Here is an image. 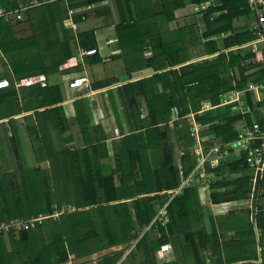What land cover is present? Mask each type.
<instances>
[{
    "label": "trees",
    "instance_id": "16d2710c",
    "mask_svg": "<svg viewBox=\"0 0 264 264\" xmlns=\"http://www.w3.org/2000/svg\"><path fill=\"white\" fill-rule=\"evenodd\" d=\"M97 1L99 0H68L66 4L64 0H50L36 7H44L52 15H56L51 22L58 29V24H64L69 18L71 10L76 9L77 12L78 7L89 8L73 15L75 20L81 19L89 10L97 11ZM192 1L199 3L200 0ZM221 1L226 12L215 15L206 11L205 38L224 37L226 32L233 30V19L248 12L247 0ZM0 3L3 5L2 0ZM35 8L31 6L25 12ZM118 12L120 18L116 28L120 40V31L139 21L125 16L122 0H119ZM148 38L150 37L146 35L137 36V44L141 49ZM77 39L84 48H96L93 29L79 33ZM157 40L161 43L160 36L152 37V41ZM208 43L213 44L210 49L212 53L220 49L217 47L218 41ZM224 44L232 45L226 38ZM60 46L65 53L62 63L72 53L65 50L69 49V42L60 43ZM160 54V51L155 52L154 56L159 58ZM234 54L233 68L237 66L240 73V80L236 84L229 81L224 70L213 67L211 60L206 59L118 86L117 91L132 132L122 139L128 147L117 153L115 170L105 173L98 165L96 160L108 156V150H100L98 143H94L88 147L73 149L64 146L36 148L43 160L50 159V167L20 163L15 169L0 174V223L12 218L30 219L40 214L50 215L48 226L37 221L25 231L26 236L23 231L19 232L18 238L12 230L5 234L0 232V264L72 263V260L119 245H123L124 249L111 251L87 264H149L152 263L151 256L160 250V246L171 241L177 247L176 252L193 254L198 264H205L202 258L205 253L219 255L211 264H264L263 190L258 195L257 214L254 218L251 217L248 205L247 208L230 209L225 214L211 215L208 226L204 223V205L200 199L198 183L183 188L172 198L170 193H161L177 188L182 180L180 170L187 177L198 163L195 151L198 143L192 123L195 120L200 127L201 139H222L219 149L213 153L220 156L218 164L213 165L210 160L205 162V171L211 174L208 183L210 201L220 205L250 199L256 167L250 164L248 157L252 149L261 146L263 139H252L238 150L232 148L240 138L236 124L244 119L254 128V123L249 113H242L234 108L236 102L224 104L223 96L230 90L242 89L249 81H263L264 65L256 64L260 76L252 78L255 74H249L250 67L243 61L255 57V54L250 51L243 56L239 51ZM224 56V53L218 54L213 63L220 64L221 61L218 60ZM185 60L186 58H180L172 61L177 63ZM174 75H177L176 78L170 80L169 77ZM163 77L166 80L162 83ZM106 85L102 81L92 86L99 88ZM40 88L45 91L53 90L47 86ZM56 91L58 99H49L46 104L60 100L59 88ZM140 98L147 102V115H142ZM204 104L208 106L204 107ZM56 110L63 113L59 106L41 114ZM38 114L40 115L39 112ZM56 119L51 123L59 136V127L63 125L64 119ZM77 119L80 120V113ZM40 124L42 133L35 130L34 136L47 143L48 125ZM81 124L83 127L86 125L84 121ZM144 127H147L146 131L143 130ZM258 127L264 131L262 119L260 122L258 120ZM172 132L182 152L179 163L175 147L169 145ZM159 140H164L165 149L157 145ZM149 147L153 148L156 160L152 166L147 159ZM203 150L210 151L211 147ZM66 167L70 170L71 177L65 174ZM49 171H53L51 176ZM66 179L70 181L69 185ZM261 182L263 188L264 175ZM166 202L168 219L164 224L157 216ZM63 205L71 210L62 211ZM55 212L61 213L53 216ZM255 226L259 232V245ZM155 230H158V236ZM141 232L143 234L140 236ZM5 235L8 236L11 250H7ZM131 240L137 241L124 256ZM260 258L261 262H258Z\"/></svg>",
    "mask_w": 264,
    "mask_h": 264
},
{
    "label": "crops",
    "instance_id": "0c3cea01",
    "mask_svg": "<svg viewBox=\"0 0 264 264\" xmlns=\"http://www.w3.org/2000/svg\"><path fill=\"white\" fill-rule=\"evenodd\" d=\"M49 1L2 0L3 5L0 3V8H19L20 6L23 8L21 19L7 20L0 17V79H7L10 83L8 87L0 89V169H3L0 172L11 171L20 163L29 166L41 165L43 168L50 167V159L43 160L35 150L36 148L64 146L73 149L88 147L94 143H98L100 150H108V156L99 157V160L96 161L99 162L98 165L103 168L105 173L111 172L117 168V153L128 147V144L123 143L122 139L132 132V127H129L125 117L120 94L117 91L118 86L171 69H180L186 64H197L206 59L211 60L214 64L213 67L220 68L221 71L224 70L229 81L236 84L240 80V73L237 66L233 68L232 61L235 51H239L241 56L249 51L255 54V57L243 61L250 67L249 74H255L252 78L257 79L260 76L256 64L264 65L261 61L262 52H254L253 50L256 19L251 10L253 17H248V12L236 16L232 21L233 30L226 32L224 37H204L205 14L210 11L218 15L227 11L222 6L221 0H200L199 3H194L192 0H122L125 5V16L139 22L128 29H122L120 40L116 28L120 18L119 0H99L96 2L99 6L97 11L89 10L86 15H83L81 19L78 18V20H75L73 15L89 8L78 7L77 12L76 9L71 10L69 18L65 20L64 24H58V29L51 22L56 15H52L50 10L44 7H36ZM64 1L68 4V0ZM31 6L36 8L25 12V9ZM91 29L95 31L96 52L86 54L84 51L88 49L80 46L77 36L79 33ZM138 35L150 37L145 40L147 44L143 43L142 49L137 44ZM157 36L161 37V43L158 40L157 42L152 41V37ZM225 38L232 45L226 46L224 44ZM211 41H218L217 47L220 49L215 53L210 51L213 44L208 42ZM68 42L69 49L65 50H70L72 54L61 63L65 53L62 51L60 43ZM159 51L161 54L158 58L154 54ZM220 53H224L225 56L218 60L221 61L220 64L215 65L213 62ZM180 58H186V60L177 63L172 61ZM39 75L46 77L45 85L40 83L23 85L21 82L25 78ZM78 75H86L90 79V90L69 87V81ZM176 76L169 77V79L173 80ZM165 80L166 78L163 77L162 83ZM102 81L107 85L93 88L94 83H102ZM40 86L51 87L53 90H41ZM57 88H59L60 100L46 104L45 102L49 99H58ZM223 97L224 104L236 102L234 108L252 116L254 128H251L243 119L236 124L239 133L246 129L260 128L258 127V120L259 122L261 119L264 121V80L261 82L249 81L242 89L230 90ZM140 100L142 101L140 104V109L143 111L142 115H147V102L142 98ZM59 106L62 107L63 113L56 110L41 114L45 110ZM207 106L208 104H204V107ZM38 112L40 115H37ZM78 113H80V120L77 119ZM62 114H64L63 117ZM58 117L61 120L64 119L63 125L59 127L61 128V135L59 136L51 123L56 121ZM86 117L90 119L88 120ZM83 121L86 124L84 127L81 124ZM192 123H194L193 131L196 133L198 143L195 148L198 162L199 159L205 157V161L210 160L213 165H217L220 156L214 154L219 149V144L222 143L217 142L221 137L214 141L209 140V138L201 139L198 123L195 120ZM39 124L48 125L47 143L34 136L35 130L41 132ZM146 128L144 127L143 130L146 131ZM136 129L138 128L136 127ZM11 136L14 137L18 149V158L14 153ZM154 142H152L153 145ZM204 142L211 143V145L204 146ZM157 145L165 149L164 140H159ZM169 145L175 147L176 159L179 163L182 152L174 132L171 133ZM205 147H211V150L204 152L203 148ZM240 147L242 146L232 145L234 150H238ZM154 158L153 148L149 147L147 159L151 166L153 162H156ZM51 173L53 171H49L50 176ZM65 174L71 177L67 167ZM180 175L182 180L177 188L161 193H170L171 198L179 194L180 192L176 193L175 191L184 184L186 178L181 172ZM263 175L264 172L262 178ZM66 181L69 185L70 181L67 179ZM209 182L198 178L197 182L193 183L199 184L200 198L206 192L209 197ZM261 183L259 193L261 190L264 191V186L261 188ZM185 187L188 186L182 187L181 190ZM261 201L264 203V196ZM242 202L249 203L251 208V198ZM167 204L168 202L161 208L167 207ZM229 204L233 205V203ZM240 208H247V206L240 204V206L231 207V209L236 210ZM166 223L167 221H165ZM255 229L259 245V232L256 226ZM154 232L157 236L159 235L158 230ZM142 234L141 232L140 236ZM136 241L131 240V245L129 244L128 248H133ZM168 244L171 245L172 252L168 254L156 252L151 256L152 263L149 264H171L172 262L175 264H198L193 254L176 252L174 243L171 241ZM130 248L124 253V256ZM122 249L124 246L119 245L91 254L90 256L94 255L95 257L89 261H96L111 251ZM214 255H209V258L204 259L205 264H210L212 260L219 258L218 254ZM88 257L79 258L81 259L79 263L81 264ZM77 260H72V262L75 261V264H78ZM258 262H261V258Z\"/></svg>",
    "mask_w": 264,
    "mask_h": 264
},
{
    "label": "built area",
    "instance_id": "2783aa9c",
    "mask_svg": "<svg viewBox=\"0 0 264 264\" xmlns=\"http://www.w3.org/2000/svg\"><path fill=\"white\" fill-rule=\"evenodd\" d=\"M250 6L251 11L254 14L256 19V24L254 28V35L255 39L253 40V50L261 51L262 57L261 61L264 63V0H247ZM215 6V4H212ZM21 10L23 8L20 6L19 8H11L5 7L0 8V17H4L5 19L9 20L12 18L21 19ZM96 52V49H88L84 51L86 54H93ZM23 85H32L35 83H40L45 85L46 77L44 76H36V77H28L23 79ZM69 87L72 89H83V90H90L91 89V81L86 75H78L73 77L69 81ZM10 85L7 79H0V89L6 88ZM261 138L264 141V131L260 128L255 129H246L244 132H240V138L233 144L235 146H245V144L249 143L252 139ZM205 157L199 159L198 164L196 165L194 171L184 179V184L175 192L179 193L181 188L184 186L192 185L193 183L197 182L198 178L203 179L204 181H210L211 175L205 171ZM248 161L250 164L255 165L256 169H260L262 173L264 172V142L261 144L260 147H256L250 151V155L248 157ZM181 174L183 173L180 171ZM255 180V177H254ZM46 217L40 214L38 217H32L30 219H23V218H12L10 221H2L0 223V232L5 233L9 230L16 229L18 231H26L27 229L33 227L37 221L41 222ZM157 218L162 220V223L165 224L167 219V210L166 206L161 208L158 212ZM160 253L168 254L172 252V247L170 244H163L160 246Z\"/></svg>",
    "mask_w": 264,
    "mask_h": 264
},
{
    "label": "rangeland",
    "instance_id": "374dc122",
    "mask_svg": "<svg viewBox=\"0 0 264 264\" xmlns=\"http://www.w3.org/2000/svg\"><path fill=\"white\" fill-rule=\"evenodd\" d=\"M248 17H253L252 16V13L250 12V10H249V7H248ZM13 165H15V164H13ZM15 168V167H14ZM0 170H3V169H0ZM1 173H4V171H1L0 172V174ZM201 202H202V204L204 205V220H205V222L204 223H206V225L208 226L209 224H210V222H209V219H210V216L211 215H218V214H225L226 212H228L229 211V209H231V207H234V206H237V205H239L240 206V204H242V205H245V206H248L249 204H246V202L244 203V202H242V201H240V202H232L233 203V205H230L229 203H223V204H220V205H215V204H213L211 201H210V198L208 197V193L206 192V193H203L202 195H201ZM62 207V211H69V210H71V208L70 207H68V206H65V205H63V206H61ZM61 212H55V213H53L52 215L53 216H57V215H59ZM49 216L50 215H45V219L41 222L42 224H44V225H46V226H48L49 225V223H50V220H49ZM12 232H14V236L16 237V238H18V235H19V232L20 231H18V230H16V229H13L12 230ZM5 241L8 243V244H6V246H7V250H11L12 248V246L10 245V241H9V239H8V236L7 235H5ZM131 245V244H130ZM176 247V246H175ZM177 248V247H176ZM209 255L210 256H215L214 254H211V253H205L204 255L202 254V257H204V259H206V258H209ZM94 255H92V256H89L88 258H87V260H85L84 262H81V263H85V264H87V263H90L91 261H89V260H91V259H94ZM78 261V264H80L79 263V261H81V259H78L77 260ZM87 261H89V262H87ZM72 262V261H71ZM64 264H69V263H64ZM71 264H75V261H73ZM211 264V263H210Z\"/></svg>",
    "mask_w": 264,
    "mask_h": 264
},
{
    "label": "water",
    "instance_id": "95a60500",
    "mask_svg": "<svg viewBox=\"0 0 264 264\" xmlns=\"http://www.w3.org/2000/svg\"><path fill=\"white\" fill-rule=\"evenodd\" d=\"M144 44H147V42L145 41ZM11 140L13 141L14 153H15L16 157L18 158L19 157L18 149H17L16 144L14 142V137L13 136H11ZM217 142L218 143L222 142L221 138H219V141H217ZM203 145L204 146L211 145V143L204 142ZM261 179H262V171L260 169H258L256 171V174H255L253 190H252V193L250 195V198H251V216H252V218H254L256 216V212H257V197H258V193H259V187H260ZM22 233H23V235L26 236V232L25 231H23Z\"/></svg>",
    "mask_w": 264,
    "mask_h": 264
}]
</instances>
